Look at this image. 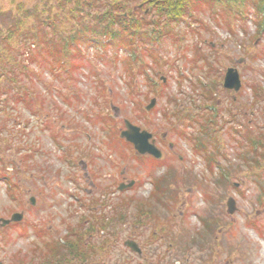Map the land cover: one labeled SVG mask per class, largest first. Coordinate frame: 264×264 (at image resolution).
<instances>
[{
    "label": "rangeland",
    "instance_id": "374dc122",
    "mask_svg": "<svg viewBox=\"0 0 264 264\" xmlns=\"http://www.w3.org/2000/svg\"><path fill=\"white\" fill-rule=\"evenodd\" d=\"M135 5L133 10H142ZM13 6L0 0L3 30L12 23ZM246 9L247 19L222 7L215 18L207 7L193 12L194 20L178 24L155 45L157 65L143 53L149 67L133 78L131 89L122 68L127 49L85 50L87 58L71 79H56L33 65L42 74L33 85L39 101L26 107L5 100L0 112L6 126L0 130V219L24 216L20 224L0 227V264H49V245L59 237L68 242L67 225L75 226L80 214L91 215L79 210L70 193L130 180L136 183L133 192L106 200L132 195L152 210L147 223L134 227L135 209L129 207L123 222L94 233L100 243L111 241L105 248L110 257L99 264H264V34L254 37V15ZM231 67L242 83L237 93L222 87ZM104 113L114 126L98 118ZM124 120L152 135L161 162L135 156L116 138ZM194 137L214 156L211 169ZM157 186L161 193L154 196ZM228 198L236 205L232 215L226 212ZM95 208L93 215H101ZM113 212L106 207L103 214ZM129 236L143 248L141 258L123 245ZM59 250L67 263L79 264L71 251Z\"/></svg>",
    "mask_w": 264,
    "mask_h": 264
},
{
    "label": "trees",
    "instance_id": "16d2710c",
    "mask_svg": "<svg viewBox=\"0 0 264 264\" xmlns=\"http://www.w3.org/2000/svg\"><path fill=\"white\" fill-rule=\"evenodd\" d=\"M12 2H14V9H10L12 23L5 30L0 28V112L4 111L2 103L5 100L24 103L26 107L33 104V99L39 101L33 85L34 82H42V74L37 73L33 65L43 66L56 79L61 78V75L71 79L73 73L79 71L83 60L87 58L85 50L91 47L100 50L111 47L115 51L128 48L133 52L134 57L127 56L122 61L124 74L130 78L131 89L133 78L136 75H143L149 67L142 59L145 55L143 53H148L157 65L158 61L152 54L155 45L162 39L171 37L178 24L186 19L194 20L193 12L205 7L214 14L211 18H215L218 7H222L229 11L232 9L231 12L241 14L244 19H247L248 14L246 8L250 7L258 33L254 37L257 39L258 35L264 34V0H12ZM134 4H136L134 7L142 10H133ZM67 22L70 26L66 24ZM226 27L231 30L227 23ZM175 38L177 39L174 41H180V37ZM210 94L211 90L207 92L206 99L210 98ZM97 115L99 119L106 118L109 124L114 125V121L109 119L107 114ZM5 128V124L0 123V130ZM193 139H196L194 143L196 151L204 153L211 169L216 160L214 156L208 154L207 143L196 137ZM248 140L250 144L254 142L250 138ZM56 246L60 247L54 243L45 260L49 264H66L67 258L62 254L56 259L55 255L58 253Z\"/></svg>",
    "mask_w": 264,
    "mask_h": 264
},
{
    "label": "flooded vegetation",
    "instance_id": "af4514ba",
    "mask_svg": "<svg viewBox=\"0 0 264 264\" xmlns=\"http://www.w3.org/2000/svg\"><path fill=\"white\" fill-rule=\"evenodd\" d=\"M103 120H106L103 119ZM107 122V120H106ZM104 123V122H103ZM107 124V123H104ZM131 146V145H130ZM130 148V147H129ZM148 157V156H147ZM153 162H161L157 161L153 158H150ZM66 160H68L66 158ZM73 158L71 162H73ZM92 160V159H91ZM89 162V161H87ZM89 175V174H88ZM75 178H79V176H75ZM80 179V178H79ZM117 187H102L98 188H79V192L77 194L70 193V197L72 196L75 200L79 210L87 211L88 215L80 214L77 220V224L75 226L67 225L68 230L65 233L67 235L65 238L69 239L68 242L65 240L62 241L61 248L71 251L72 253L69 255L70 258H76L79 264H91L89 260H93L95 264H99L97 262L101 258L110 257L109 253H106L105 248H110L111 241H103L102 243L96 241L94 233H99L103 235L104 229H109L116 221L123 222L126 218L125 210L129 207H133L135 209L134 212V227L137 225H144L147 223V217L149 216L150 210L146 208V204L142 202L138 198H134L132 195H129L125 198H121L116 203L109 204V199L106 200V197L118 196V193H130L133 192L136 187V183L134 180H130L128 182L118 181ZM114 185V184H113ZM119 186H124L122 190H119ZM127 186V187H126ZM156 190L154 189L153 195L155 196ZM96 195H100L101 199H97ZM85 197L87 199H85ZM157 197V196H156ZM33 199V203L31 206H35V198ZM95 205L99 209H102V214L99 216H94L93 214L96 211ZM106 207H113V214L105 215L103 212L106 210ZM121 218V219H120ZM146 218V219H145ZM136 223V224H135ZM148 225V224H147ZM42 229V227L40 228ZM112 234H109L111 236ZM156 237V236H155ZM57 239H63V237H59ZM162 239V238H161ZM125 241L134 242L137 244L140 253L132 251L130 248L126 247L132 255H136L141 258L144 255V250L139 243H137L131 236L128 237ZM66 245V246H65ZM74 247V248H73ZM74 249V250H73ZM76 251V255L73 254ZM73 254V255H72ZM61 254H56L55 257L60 258ZM91 262V261H90ZM106 264V263H102Z\"/></svg>",
    "mask_w": 264,
    "mask_h": 264
},
{
    "label": "water",
    "instance_id": "95a60500",
    "mask_svg": "<svg viewBox=\"0 0 264 264\" xmlns=\"http://www.w3.org/2000/svg\"><path fill=\"white\" fill-rule=\"evenodd\" d=\"M223 88L238 92L241 87V80L239 74L235 68H228L225 72L223 78ZM155 100H151L150 104L146 107L147 110H150L154 105ZM125 129L120 133V137L124 138L127 142L131 143L134 149L139 154H149L155 158H160L161 153L155 147L154 141L151 140L152 136L146 131H141L138 127L132 125L127 120L124 121ZM151 140V142H149ZM124 186H119V190H122ZM127 187V186H126ZM30 202L33 203V199H30ZM236 211L235 201L232 198L226 200V212L229 215H232ZM22 219V214H13L9 220H0L2 226L9 224L10 222H18ZM125 246L129 247L132 251L140 253V250L136 243L126 241Z\"/></svg>",
    "mask_w": 264,
    "mask_h": 264
}]
</instances>
